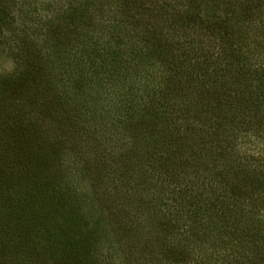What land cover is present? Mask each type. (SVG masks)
Returning <instances> with one entry per match:
<instances>
[{
  "label": "trees",
  "instance_id": "obj_1",
  "mask_svg": "<svg viewBox=\"0 0 264 264\" xmlns=\"http://www.w3.org/2000/svg\"><path fill=\"white\" fill-rule=\"evenodd\" d=\"M64 1L59 22H47L42 27L32 21L26 6L14 10L20 19L24 18L14 25L13 13L6 12L12 3L4 5L0 1V47L10 55L16 71V64L25 58V48L34 50L38 59L51 55L60 66L48 76L51 85L58 89L60 99L79 101L75 120H87L99 129L108 152L102 153L113 159L109 166L102 167L110 180L133 181L129 171L135 164L126 154L114 156L123 135L137 125L150 123L154 127L159 107L166 111L171 102L191 118H202L213 141L222 145L220 156L229 159L213 169L216 173L211 174L213 182L208 188L199 176L176 173L161 193L143 196L136 208L144 213L141 223L145 228L129 225L147 232L145 240L139 241L141 237L130 231L136 239L129 245L142 243L138 258L141 264H205L203 254H195L194 258L190 255L192 240H203L208 218L214 219L219 240L225 238L223 248L231 249L237 264H243L241 257L246 263L255 261L260 249L257 261H262L264 244L255 239L247 221L232 217L238 205L241 209L248 207L250 216L261 207L260 200L252 207L246 201L264 188L255 171L252 177L257 184L251 183V173L235 155L243 146L250 150L253 136L264 143V0H241L242 4L239 0L199 1L198 7L182 8L180 19L175 20L174 15L165 18L160 27L141 20L140 15L148 9L142 3L133 16L122 13L126 9L119 8L121 5L109 7V0ZM1 121L5 136H0V165L7 152L21 150L18 137L27 143L38 138L33 132L29 140L23 128L10 123L7 117H0ZM79 167L63 166L71 175ZM39 168L36 173L43 175L46 166ZM233 170L236 179L229 176ZM138 182L134 179L133 184ZM125 183L124 189L132 185ZM57 193V189L52 192L54 196ZM36 195L44 197L40 187ZM78 236L75 234V244H82L83 249L90 247L87 237ZM219 248L208 257L226 264L228 258L217 252Z\"/></svg>",
  "mask_w": 264,
  "mask_h": 264
},
{
  "label": "rangeland",
  "instance_id": "obj_2",
  "mask_svg": "<svg viewBox=\"0 0 264 264\" xmlns=\"http://www.w3.org/2000/svg\"><path fill=\"white\" fill-rule=\"evenodd\" d=\"M0 1L4 5L12 3L6 12L13 13L14 25L24 20L14 10L26 6L38 27L47 22L57 24L62 18L59 13L66 5L64 0H23L21 4L20 0ZM199 1L206 4L204 0H109V7L121 5L119 8L126 9L122 13L136 16L133 12L140 9L142 3L148 9L140 15L141 20L160 27L165 18L174 15L178 20L183 16L182 8L198 7ZM13 4L16 5L13 7ZM23 56L26 59L16 64V71L10 55L0 47V117H7L10 123L22 127L21 131L29 140L33 132L38 136L34 143L18 137L21 150L7 152L5 162L0 165V264H141L138 258L142 243L129 245L136 239L130 231L141 237L139 241L145 240L147 232L129 228V225L134 223L141 230L145 228L141 223L144 213L136 208L143 196L161 193L166 181L176 173L199 176L203 186L208 188L213 182L211 174L216 173L213 169L229 160L227 155L220 156L222 145L213 141L202 118H191L170 101L166 111L159 107L154 127L150 123L137 125L134 131L123 135V143L114 155H127L135 164L129 175L133 181L141 183L133 184L132 180L125 183L124 179L112 181L102 168L109 166L112 163L109 160L113 159L102 153L103 150L108 152L99 129L87 120L81 123L75 120V106H79V101L60 99L58 89L51 85L48 76L60 66L51 55L38 59L30 48H25ZM9 79L11 81L7 82ZM4 131L1 121L0 136ZM251 141L250 150L243 146L240 154L235 155L251 173V183L257 184L252 177L257 174L258 183L264 185V143L257 136L251 137ZM242 151L246 153L241 155ZM224 159L227 160L222 163ZM67 164L81 168L71 175L63 168ZM44 165V176L37 174L36 169ZM240 171H237L239 175ZM235 175L233 170L229 176L236 179ZM124 183L132 184L130 189H124ZM39 187L44 197L36 195ZM56 189L58 193L54 196L52 192ZM41 199L49 200L44 203ZM256 200L261 201V207L251 216L248 207L241 209L239 205L231 215L235 221H247L255 239L264 244V188L246 203L252 207ZM56 223L62 227L57 228ZM216 228L214 219L208 218L203 240L191 242L190 257L203 254L205 264H219V259L215 261L208 254L220 247L217 252L222 257L227 256V263L237 264L231 249L223 248L225 238L219 240ZM154 232H157L155 228ZM75 234H79L78 239L87 237L90 247L83 249L82 244H75ZM259 257L247 263L241 258L243 264H264V256L262 261H257Z\"/></svg>",
  "mask_w": 264,
  "mask_h": 264
}]
</instances>
